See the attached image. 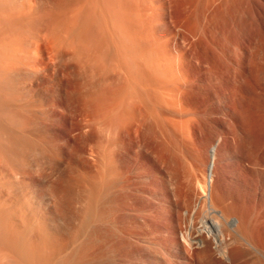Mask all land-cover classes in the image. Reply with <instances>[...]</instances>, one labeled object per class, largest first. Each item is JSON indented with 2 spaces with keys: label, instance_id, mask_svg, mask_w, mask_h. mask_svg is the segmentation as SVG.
Masks as SVG:
<instances>
[{
  "label": "rangeland",
  "instance_id": "rangeland-1",
  "mask_svg": "<svg viewBox=\"0 0 264 264\" xmlns=\"http://www.w3.org/2000/svg\"><path fill=\"white\" fill-rule=\"evenodd\" d=\"M0 212L31 264H264V0H0Z\"/></svg>",
  "mask_w": 264,
  "mask_h": 264
},
{
  "label": "bare ground",
  "instance_id": "bare-ground-1",
  "mask_svg": "<svg viewBox=\"0 0 264 264\" xmlns=\"http://www.w3.org/2000/svg\"><path fill=\"white\" fill-rule=\"evenodd\" d=\"M226 1V0H225ZM215 3V2H214ZM213 3V4H214ZM220 7V6H219ZM182 64V63H181ZM180 64V65H181ZM181 70V69H180ZM179 70V71H180ZM187 71V70H186ZM130 72V71H129ZM182 75V74H181ZM130 77H132V76H130ZM151 77V76H150ZM183 77V76H182ZM184 78V77H183ZM185 80V79H184ZM188 80V79H187ZM133 77H132V79H131V82H132V84H133ZM160 81V80H159ZM173 81H175V80H173ZM186 81V80H185ZM134 82H136V81H134ZM169 82V81H168ZM182 82V81H181ZM180 82V83H181ZM137 83V82H136ZM156 84V83H155ZM165 84V83H164ZM125 85H126V83H125ZM130 85V84H129ZM149 85V84H148ZM162 85V84H161ZM160 85V86H161ZM180 85V84H179ZM134 86V85H133ZM155 86V85H154ZM154 86H152V87H154ZM164 86V85H163ZM176 86V85H175ZM181 86V85H180ZM180 86H178V87H180ZM167 87V86H166ZM169 87V86H168ZM127 88V87H126ZM155 88V87H154ZM159 88V87H158ZM173 88H174V86H173ZM175 89V88H174ZM160 90H162V89H160L159 88V92H162V91H160ZM167 90V89H166ZM169 90V89H168ZM176 90V89H175ZM179 90V89H178ZM177 90V91H178ZM116 92H117V90H116ZM171 92V91H170ZM174 92H176V91H174ZM180 92V91H179ZM124 93H125V91H124ZM156 93V92H155ZM166 93V92H165ZM177 93V92H176ZM113 94V93H112ZM114 94H116V93H114ZM168 94V93H167ZM166 94V95H167ZM165 95V94H164ZM171 95V94H170ZM174 95V94H173ZM175 96V95H174ZM140 97V96H139ZM176 97V96H175ZM117 98V97H116ZM122 98V97H121ZM166 98V97H165ZM160 99V98H159ZM167 99V98H166ZM114 100V99H113ZM163 101V100H162ZM167 101V100H166ZM165 101V103L166 104H168L167 102ZM170 101H171V99H170ZM180 101H181V99H180ZM153 102V101H152ZM132 103V102H131ZM170 103V102H169ZM119 104V103H118ZM160 104V103H159ZM170 104H172V103H170ZM113 106V105H112ZM170 106V105H169ZM173 106V105H172ZM174 106H175V104H174ZM177 106V105H176ZM171 107V106H170ZM169 107V108H170ZM179 107V106H178ZM172 108V107H171ZM170 108V109H171ZM175 108V107H174ZM132 109V108H131ZM143 109V108H142ZM173 109V108H172ZM139 110H140V107H139ZM175 110V109H174ZM184 110V109H183ZM140 112H142L143 113V111H140ZM145 112V111H144ZM176 112H177V110H176ZM181 112H182V108H181ZM135 113V112H134ZM134 113H132L133 115H135ZM141 113V114H142ZM183 113V112H182ZM139 114V113H138ZM148 114V113H147ZM185 114V113H184ZM127 115V114H126ZM132 115V116H133ZM132 116L130 115V119L132 118ZM137 116V115H136ZM144 116V115H143ZM146 116V115H145ZM144 116V117H145ZM148 116V115H147ZM182 116V115H181ZM129 117V116H128ZM138 117V116H137ZM139 118V117H138ZM140 118H142L141 116H140ZM128 120V119H127ZM147 120V119H146ZM143 121V120H142ZM145 121V120H144ZM127 121H125V125L127 124L126 123ZM139 122V121H138ZM153 122V121H152ZM178 122V121H177ZM122 123L124 124V122L122 121ZM145 123H148V122H145ZM155 123V122H154ZM180 123V122H179ZM114 124V123H113ZM142 124V123H141ZM124 125V126H125ZM130 126V125H129ZM139 126V125H138ZM151 126H152V124H151ZM113 127V126H112ZM145 127V126H144ZM136 128V127H135ZM128 129H129V127H128ZM15 131V130H14ZM121 131V130H120ZM128 132H130V131H128ZM6 134V133H5ZM118 134V133H117ZM140 134V133H139ZM138 134V135H139ZM7 135V134H6ZM125 137V136H124ZM17 138V137H16ZM148 138V137H147ZM124 139V138H123ZM122 139V140H123ZM142 140V139H141ZM144 140V139H143ZM118 141V140H117ZM132 140H130V142H131ZM129 142V143H130ZM15 143V142H14ZM120 143H122V142H120ZM117 144V143H116ZM125 144V143H124ZM134 144V143H133ZM2 145V144H1ZM8 145V144H7ZM10 145V144H9ZM14 145V144H13ZM119 145V144H118ZM121 146V145H120ZM133 146V145H132ZM15 147H16V145H15ZM14 147V148H15ZM117 147V146H116ZM115 147V148H116ZM119 147V146H118ZM141 147V146H140ZM3 148H4V146H3ZM8 149V148H7ZM144 149V148H143ZM217 150H218V148L216 147V146H214L213 148H212V157H213V159L211 160V162L209 163V166H208V174L206 173V175H207V180H206V183H205V185L203 186L204 187V197H205V199H206V201L212 206V207H214V210H216V212L218 213V211H217V209L221 206V205H219V207L217 208L216 206H218V205H215L216 204V198L218 197V194L219 193H217L218 192V190L219 191H221V190H223L222 189V187L224 188V184L222 185V182H220V180L218 179V174H217V166H216V155H217ZM128 151V150H127ZM114 153V152H113ZM17 154V153H16ZM29 155V154H28ZM113 155V154H112ZM3 156V155H2ZM5 159V158H4ZM2 161H3V159H2ZM6 162V161H5ZM112 162V161H111ZM119 162V161H118ZM246 163V162H245ZM256 163H257V161H256ZM261 163V162H260ZM31 164V163H30ZM115 164V163H114ZM9 165V164H8ZM110 165V164H109ZM262 165V164H261ZM24 166V165H23ZM256 166V165H255ZM259 166V165H258ZM7 168V167H6ZM111 168V167H110ZM119 168V167H118ZM15 169V168H14ZM122 169V168H121ZM109 171V170H108ZM123 171V170H122ZM13 173H15V172H13ZM112 173V172H111ZM119 173V172H118ZM219 173V172H218ZM113 174V173H112ZM3 175V174H2ZM10 175V174H9ZM14 175V174H13ZM20 175V174H19ZM27 175H28V173H27ZM119 175V174H118ZM16 176V175H15ZM222 176V175H221ZM10 177V176H9ZM8 177V178H9ZM223 177H224V179H226L225 178V176L223 175ZM223 177H220L219 176V178H222L223 179ZM13 178V177H12ZM10 179V178H9ZM122 179V178H121ZM124 180V179H123ZM129 180V179H128ZM116 181V180H115ZM126 181V180H125ZM225 181V180H224ZM227 181V180H226ZM225 181V182H226ZM224 182V183H225ZM134 183V182H133ZM10 185V184H9ZM20 185V184H19ZM220 185H222V187L220 186ZM221 187V188H220ZM122 188V187H121ZM3 189V188H2ZM128 190V189H127ZM133 190V189H132ZM8 191V190H7ZM9 191H11V187H10V189H9ZM222 192V191H221ZM10 194V193H9ZM129 194V193H128ZM222 194H223V192H222ZM10 196H11V194H10ZM220 196V195H219ZM223 196V195H222ZM2 197V196H1ZM21 197V196H20ZM226 198V197H225ZM4 199V198H3ZM12 199V198H11ZM122 201V200H121ZM206 201H205V203H206ZM4 203V202H3ZM6 203V202H5ZM208 204V205H209ZM220 204V203H219ZM225 204V203H224ZM10 205H12V204H10ZM9 205V206H10ZM206 205V204H205ZM8 206V207H9ZM207 206V205H206ZM13 206H11L10 208H12ZM18 207V206H17ZM5 208H7V206L5 207ZM5 208H3V209H5ZM205 208H207V207H205ZM210 208V207H209ZM215 208H217V209H215ZM234 208V207H233ZM14 209V208H13ZM224 209V208H223ZM226 209V208H225ZM211 210H213V209H211ZM210 209L208 210V211H211ZM8 211H12L11 209H9ZM8 211H5V212H7L8 213ZM222 212H223V210H221ZM220 211V212H221ZM3 213V216H2V218L0 217V264H18V262H16V253H17V251H18V246H20V248H19V250L20 251H22V253L21 252H19V255H20V253L22 254V256L23 257H21V258H23V261L21 262V264H31V262H33V261H31L30 259H29V256L31 257V255L33 254H31V253H29V248H30V246H29V244H28V242H27V239H24L22 236L24 235L25 236V234H22V236L20 237L21 238V241H19L18 239H16L17 238V235L15 234V232H18L19 230L16 228V231H15V224H16V220L18 219V218H16V216H15V214H14V216L13 217H15L16 219L14 220V218H12V217H9V218H7V222H5V221H2L4 218V214H5V216H6V213ZM9 212V213H10ZM234 212V211H233ZM13 213H17V212H15V211H13ZM13 213H11L10 215H13ZM211 213V212H210ZM226 213H228V212H226ZM232 213V212H231ZM235 213V212H234ZM0 214H1V212H0ZM208 214H209V212H208ZM17 215V214H16ZM217 215V214H216ZM233 215V214H232ZM244 215V214H243ZM1 216V215H0ZM23 216V215H22ZM211 216V215H210ZM238 215L236 214V217H229V214H223V213H220L219 214V216H217V219H214V221L216 220V222H214L215 224H216V226H217V231H219V232H223V228H225L224 226H223V224L224 223H226L228 226H229V230H230V232H231V237H230V239L233 237V239L234 240H239V238L240 239H242L241 241H243V243L242 244H247L246 246H250L251 248H253V249H255L256 251H260V249L256 246L257 245V243L256 244H253L251 241L252 240H250L251 239V237H248L247 235H246V233L244 234L242 231H244L243 230V228H242V230H241V224L242 225H245V224H243L242 223V220H241V217L242 216H240V217H237ZM7 217H8V214H7ZM19 217V216H18ZM249 217V216H248ZM242 219H244V218H242ZM27 220V219H26ZM249 220V219H248ZM25 221V220H24ZM23 221V222H24ZM27 222V221H26ZM29 222V221H28ZM245 222H247V221H245ZM20 223V222H19ZM19 223H17V224H19ZM22 223V222H21ZM20 223V224H21ZM214 224V225H215ZM22 225H23V227L26 225H24L23 223H22ZM22 225H20V226H22ZM37 225V224H36ZM18 226V225H17ZM16 226V227H17ZM27 227H28V225H26ZM223 227V228H222ZM19 228V227H18ZM21 228V227H20ZM19 228V229H20ZM249 228V227H248ZM252 228V227H251ZM216 229V228H215ZM244 229H246V228H244ZM250 229V228H249ZM248 229V232L250 231L251 232V230H249ZM23 230H24V228H23ZM25 231V230H24ZM27 233L29 232V230H28V228H27ZM215 231V230H214ZM247 231V230H246ZM253 231L254 230H252V232L251 233H253ZM209 232H210V230H209ZM24 233V232H23ZM26 233V234H27ZM41 233V232H40ZM208 233V232H207ZM215 233V232H214ZM213 234V233H212ZM219 234V233H218ZM249 234V233H248ZM210 235V234H209ZM214 235V234H213ZM215 235H217V232H216V234ZM250 235V234H249ZM252 235V234H251ZM254 235V234H253ZM34 236V235H33ZM201 236V235H200ZM207 236H208V234H207ZM221 236V235H220ZM224 236H226V235H224ZM26 237V236H25ZM216 237V236H215ZM214 237V238H215ZM219 237V236H218ZM226 237H228V236H226ZM226 237H224V238H226ZM19 238V237H18ZM27 238V237H26ZM206 238L207 237H204V239H203V241H202V243L205 245V246H207V248L206 249H208V248H210V246L208 247V245L209 244H211V243H209L210 241H208V240H206ZM213 238V237H212ZM212 238H210V240L212 239ZM213 238V239H214ZM254 238V237H253ZM24 239V240H23ZM28 239L30 240V238H29V236H28ZM33 239V238H32ZM219 239V238H218ZM228 239V238H227ZM226 239V240H227ZM230 239H229V242H232V241H230ZM16 240L18 241V242H20L19 243V245H18V242H17V245H16ZM35 240V239H34ZM224 240V239H223ZM222 240V241H223ZM232 240V239H231ZM254 240V239H253ZM23 241V242H22ZM32 241V240H31ZM40 241H42V240H40ZM39 241V242H40ZM216 241H218V240H216ZM219 241H221V238L219 239ZM22 242V243H21ZM225 242H227V241H225ZM229 242H227V244L229 243ZM240 242V241H239ZM258 242V241H257ZM29 243H30V241H29ZM221 243V242H220ZM45 244V243H44ZM193 244V243H192ZM202 244V245H203ZM226 244V245H227ZM202 245H200V246H202ZM213 245V244H212ZM218 245V244H217ZM226 245H223V244H220V248L218 247V248H216V249H218V251L217 252H219L221 255H222V257L226 260V261H230V260H232L231 258V256H230V251L228 250V247L226 246ZM29 246V247H28ZM36 246V245H35ZM239 246V245H238ZM245 246V245H244ZM259 246V245H258ZM241 247V246H240ZM234 248V247H233ZM232 248V249H233ZM264 248V247H263ZM45 249V248H44ZM30 250H31V248H30ZM203 250H204V247H203ZM235 250V249H234ZM40 251H41V249H40ZM206 251V250H205ZM233 251V250H232ZM34 252V251H33ZM47 252V251H46ZM235 252V251H234ZM40 254L42 253L43 254V251L42 252H39ZM211 253V252H210ZM209 253V254H210ZM18 254V253H17ZM29 254H31V255H29ZM36 254V253H35ZM39 254V256H42V254L40 255ZM208 254V253H207ZM208 254V255H209ZM262 254V253H261ZM208 255H205V256H208ZM21 256V255H20ZM233 256H234V254H233ZM41 258V257H40ZM40 258H37V259H40ZM43 258H44V256H43ZM43 258H41L42 259V264L44 263V261L45 260H43ZM212 258H214V257H212ZM33 259V258H32ZM40 259V260H41ZM235 259V258H234ZM19 260V259H18ZM17 260V261H18ZM30 260V261H29ZM36 260V259H35ZM39 260V261H40ZM20 261H21V259H20ZM29 261V262H28ZM222 261H223V259H222ZM37 262V264L39 263V264H41L40 262H38V260L36 261ZM20 264V263H19ZM34 264V263H33Z\"/></svg>",
  "mask_w": 264,
  "mask_h": 264
}]
</instances>
